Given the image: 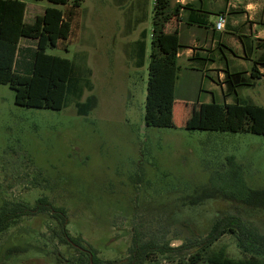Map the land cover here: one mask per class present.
Listing matches in <instances>:
<instances>
[{"label": "rangeland", "instance_id": "obj_1", "mask_svg": "<svg viewBox=\"0 0 264 264\" xmlns=\"http://www.w3.org/2000/svg\"><path fill=\"white\" fill-rule=\"evenodd\" d=\"M24 1L28 23L53 6L48 0ZM167 1L166 12L178 10L180 16L182 3ZM155 5V0H83L69 40L47 50L79 65L84 76L89 70L93 89L80 102L93 97L96 104L87 115H79L77 100L59 111L18 106L15 92L0 84V209L5 202L34 207L46 197L65 210L69 235L110 264H134L132 250L144 244L167 251H151L142 264H189L195 250L172 249L203 238L227 215L264 233V135L193 123L202 119L197 100H213L204 93L212 86L209 78L197 71L189 75L182 58L174 127L145 125ZM144 30L147 53L137 67L135 43ZM219 71L210 73L218 85L215 98L234 102L223 98L226 76L219 79ZM239 98L264 107V78L241 88ZM182 100L197 101L191 105L192 123L179 112ZM241 180L259 192L251 203L228 197ZM58 232L51 213L22 218L0 236V264H88L89 255L78 245L62 244ZM218 245L243 257L231 235Z\"/></svg>", "mask_w": 264, "mask_h": 264}, {"label": "trees", "instance_id": "obj_2", "mask_svg": "<svg viewBox=\"0 0 264 264\" xmlns=\"http://www.w3.org/2000/svg\"><path fill=\"white\" fill-rule=\"evenodd\" d=\"M48 1L53 6L46 8L43 15L37 16L33 22L28 23L27 4L24 0H0V84L9 85L15 92V104L18 106L59 111L70 105L73 100H77L79 115H87L96 104L93 97H89L84 103L80 102L84 91L93 89L89 70L84 76L79 65H75L69 59L47 54L48 49L56 48L69 40L73 20L83 0ZM155 1L145 125L173 128L176 84L181 71L178 62L181 46L177 44L175 34L168 36L167 27L178 17L180 19V16L178 10L176 13L166 12L167 0ZM60 6H70V8L62 10ZM193 24L209 27L207 23L199 21ZM146 38L147 32L144 30L135 43L137 67H143L145 63ZM239 38L245 58L252 60L255 55L257 57L253 59L250 75L247 76L245 72H227L225 77L227 89L223 95L234 97V103L198 104L201 107L202 119L201 122L193 123H201L202 128L217 129L222 132L264 135V107L247 104L239 98L241 88L254 87L262 78L259 69L264 68V40H252L246 36ZM258 51H262L261 54ZM189 120L192 123L191 115ZM228 191L231 194L229 198L247 204L259 195L258 191L244 187L242 180L239 189ZM45 213H51L58 224V236L62 244L78 245L82 248L80 251L89 255L88 264H110V262H102L95 250L91 249L88 252L78 239L69 235L65 210L53 206L46 197L38 199L34 207L5 202L0 209V236L17 226L22 218ZM226 235L235 238L237 248L243 255L242 258L232 257L226 245H218ZM153 250L159 254H166L167 248L155 247L151 244L135 246L131 261L134 264H142ZM186 250H195L189 264H264V233L254 226H248L237 216L227 215L216 220L203 238L172 249L174 252Z\"/></svg>", "mask_w": 264, "mask_h": 264}, {"label": "crops", "instance_id": "obj_3", "mask_svg": "<svg viewBox=\"0 0 264 264\" xmlns=\"http://www.w3.org/2000/svg\"><path fill=\"white\" fill-rule=\"evenodd\" d=\"M177 3H182L183 6L180 14L182 19L173 33L177 44L181 46L178 52L179 65L183 58L186 61L185 71L189 75H196L197 71L211 80L212 86L204 93L210 95L213 100L210 102L200 97L197 101L200 105L212 104L217 102L213 91L218 88V85L210 76L215 69L220 70L217 73L219 79L226 76L227 72H245L247 76L250 75L254 58L250 60V64H246L239 36H246L252 40H264V0H177ZM62 7L70 8V6ZM62 7L59 8L62 9ZM220 15L226 17V26L224 30L217 31L215 24ZM212 16L216 17L215 21H212ZM196 21L207 23L209 27L193 24ZM168 29L169 25L167 31ZM258 52L261 54L262 51ZM263 69H259L260 73H263ZM263 78L264 76L260 81H263ZM220 89L224 93V88L220 87ZM202 90H200L201 93ZM197 101H181L179 112H185V117L182 118L190 117L189 105L193 106ZM217 103L234 102L226 99L222 103Z\"/></svg>", "mask_w": 264, "mask_h": 264}, {"label": "built area", "instance_id": "obj_4", "mask_svg": "<svg viewBox=\"0 0 264 264\" xmlns=\"http://www.w3.org/2000/svg\"><path fill=\"white\" fill-rule=\"evenodd\" d=\"M225 26H226V17L223 15H220L215 24V30L222 31L225 29Z\"/></svg>", "mask_w": 264, "mask_h": 264}, {"label": "water", "instance_id": "obj_5", "mask_svg": "<svg viewBox=\"0 0 264 264\" xmlns=\"http://www.w3.org/2000/svg\"><path fill=\"white\" fill-rule=\"evenodd\" d=\"M92 262V261H91ZM93 264V263H92Z\"/></svg>", "mask_w": 264, "mask_h": 264}]
</instances>
